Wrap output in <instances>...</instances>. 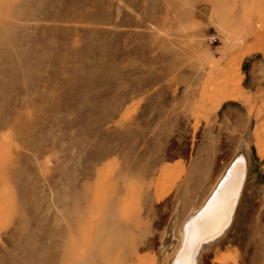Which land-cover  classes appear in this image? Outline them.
Instances as JSON below:
<instances>
[{
	"label": "rangeland",
	"instance_id": "rangeland-1",
	"mask_svg": "<svg viewBox=\"0 0 264 264\" xmlns=\"http://www.w3.org/2000/svg\"><path fill=\"white\" fill-rule=\"evenodd\" d=\"M260 25L264 0H0V264H166L236 154L197 262L264 264Z\"/></svg>",
	"mask_w": 264,
	"mask_h": 264
},
{
	"label": "bare ground",
	"instance_id": "bare-ground-1",
	"mask_svg": "<svg viewBox=\"0 0 264 264\" xmlns=\"http://www.w3.org/2000/svg\"><path fill=\"white\" fill-rule=\"evenodd\" d=\"M237 2L238 0H233V3ZM222 4H227V0H221V5ZM235 16L233 17L232 15L236 21H249L248 17H245V15L240 13H237ZM228 20L231 21L232 18H229ZM260 26L264 28V26ZM259 31L260 30L256 29V31H254V35H264V30ZM242 35L246 34L242 33ZM247 36L249 37V35ZM260 38H262V36ZM219 86L220 84L217 82V75L215 81L213 82H208L206 80L202 86L203 95L205 96L209 93H215V91L217 92ZM189 95L190 98H193L196 95V93H194V88L190 89ZM200 97H202V95H200ZM235 156L225 168L224 172L219 177L202 204L198 208L191 210L182 222L179 244L171 254L166 264H198L197 261L199 251L214 243L229 228L233 219V214L237 208L247 174L246 156L240 154L238 156L236 154Z\"/></svg>",
	"mask_w": 264,
	"mask_h": 264
}]
</instances>
